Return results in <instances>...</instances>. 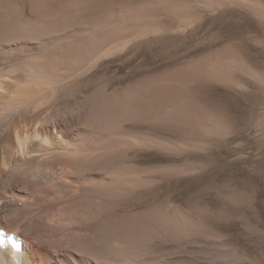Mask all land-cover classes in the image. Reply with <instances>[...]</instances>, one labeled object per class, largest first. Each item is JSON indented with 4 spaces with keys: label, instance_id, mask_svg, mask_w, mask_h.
<instances>
[{
    "label": "bare ground",
    "instance_id": "obj_1",
    "mask_svg": "<svg viewBox=\"0 0 264 264\" xmlns=\"http://www.w3.org/2000/svg\"><path fill=\"white\" fill-rule=\"evenodd\" d=\"M193 1L264 22V0H0V264H173L161 244L211 236L204 208L154 193L158 176L193 168L144 166L133 153L203 149L225 130L195 99L194 75L230 80L237 69L264 88V73L218 53L180 76L91 80L165 32L155 13L181 24L198 17ZM253 128L264 139V108ZM223 257L240 258L229 248Z\"/></svg>",
    "mask_w": 264,
    "mask_h": 264
},
{
    "label": "rangeland",
    "instance_id": "obj_2",
    "mask_svg": "<svg viewBox=\"0 0 264 264\" xmlns=\"http://www.w3.org/2000/svg\"><path fill=\"white\" fill-rule=\"evenodd\" d=\"M193 8L198 17L185 24L179 18L155 13L165 32L100 66L91 80L115 85L118 75H124L125 82L171 72L180 76L188 69L193 73L184 68L189 63L231 53L248 68L264 73V22L232 5L208 9L193 1ZM194 77L190 88L195 99L219 118L225 130L206 136L203 149L177 155L138 150L133 155L144 166L192 167L194 170L169 180L153 173L146 177L163 181L154 191L158 199L166 197L184 208H204V220L212 232L200 241L166 243L160 248L173 264H231L223 257L227 248L237 252V264H264V139L253 128L264 108V88L237 69L231 71L230 80ZM160 132L177 139L175 134ZM235 192L241 195L239 203L225 199Z\"/></svg>",
    "mask_w": 264,
    "mask_h": 264
}]
</instances>
